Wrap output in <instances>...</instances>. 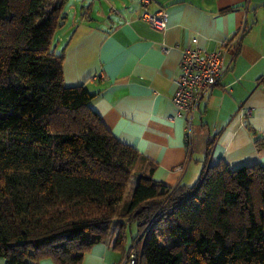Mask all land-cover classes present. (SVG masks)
I'll return each mask as SVG.
<instances>
[{"label":"trees","instance_id":"obj_1","mask_svg":"<svg viewBox=\"0 0 264 264\" xmlns=\"http://www.w3.org/2000/svg\"><path fill=\"white\" fill-rule=\"evenodd\" d=\"M67 1L0 0L5 264H80L112 233L121 245L134 221L136 264H264V166L204 162L176 187L152 179L149 162L137 171L142 156L104 125L96 94L64 84L66 45L53 42Z\"/></svg>","mask_w":264,"mask_h":264},{"label":"crops","instance_id":"obj_2","mask_svg":"<svg viewBox=\"0 0 264 264\" xmlns=\"http://www.w3.org/2000/svg\"><path fill=\"white\" fill-rule=\"evenodd\" d=\"M68 2L53 42L56 51L66 45L64 84H83L96 94L92 108L142 156L138 170L149 162L152 179L176 187L193 185L204 162L264 166V144H256L264 142V0H150L149 12L168 14L162 30L141 18L140 0H72V15ZM242 26L237 53L223 48L228 68L201 100L187 143L184 119H168L175 113L181 51L187 45L216 50ZM125 240L114 247L112 233L92 244L80 264L122 263L132 245Z\"/></svg>","mask_w":264,"mask_h":264},{"label":"built area","instance_id":"obj_3","mask_svg":"<svg viewBox=\"0 0 264 264\" xmlns=\"http://www.w3.org/2000/svg\"><path fill=\"white\" fill-rule=\"evenodd\" d=\"M140 2L142 6L141 18L154 29H164L168 23V14L163 10L149 12L146 7L150 0H140ZM243 32L244 27L242 26L230 39L223 41L220 48L213 51L190 45L183 47L180 59L181 73L174 79L175 113L169 115L168 119L173 120L176 117L184 119L187 143L191 141L192 118L201 100L220 82L228 68L223 48H230L232 54L237 53ZM163 50L167 51V48H163ZM262 83H264V79H262ZM121 264H136V251L133 244L125 253Z\"/></svg>","mask_w":264,"mask_h":264},{"label":"rangeland","instance_id":"obj_4","mask_svg":"<svg viewBox=\"0 0 264 264\" xmlns=\"http://www.w3.org/2000/svg\"><path fill=\"white\" fill-rule=\"evenodd\" d=\"M69 2H70V4L71 3H73L72 2V0H69ZM69 2H68V4H67V6H66V11L68 10V8H69ZM74 5H76V4H74ZM73 8V7H72ZM79 8V5L77 4V9ZM106 11H108L109 13H113L114 12V9H110V8H107V10ZM72 10H71V7L69 8V14H71L72 15ZM59 33H60V29L57 31V36H56V40H57V38H58V35H59ZM56 40H55V42H56ZM197 112V111H196ZM195 114H197V113H195ZM196 116V115H195ZM143 168V167H142ZM141 168V169H142ZM137 171H138V169H137ZM140 171V170H139ZM146 171V170H145ZM135 180V177L134 176H132V178L130 179V181H129V183H128V186H127V189H126V191H125V193H124V200H128L129 198H130V195H131V189H132V187H133V184H134V181ZM125 223V225H126V228H125V234L124 235H126V240H127V242H130V239H131V236L132 237H135L136 235H137V229H138V226H137V223L134 221V222H132L131 224H130V227L129 226H127V224H126V222H124ZM112 231V230H111ZM126 240H125V242H126ZM124 246H127V243L126 244H124ZM116 254L118 255V256H120V252H116ZM118 264H121V259H120V261L118 262Z\"/></svg>","mask_w":264,"mask_h":264}]
</instances>
